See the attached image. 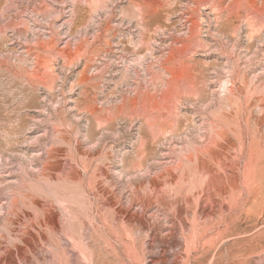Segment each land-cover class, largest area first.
Listing matches in <instances>:
<instances>
[{
  "label": "rangeland",
  "instance_id": "374dc122",
  "mask_svg": "<svg viewBox=\"0 0 264 264\" xmlns=\"http://www.w3.org/2000/svg\"><path fill=\"white\" fill-rule=\"evenodd\" d=\"M0 158V264H264V0H0Z\"/></svg>",
  "mask_w": 264,
  "mask_h": 264
},
{
  "label": "bare ground",
  "instance_id": "6f19581e",
  "mask_svg": "<svg viewBox=\"0 0 264 264\" xmlns=\"http://www.w3.org/2000/svg\"><path fill=\"white\" fill-rule=\"evenodd\" d=\"M23 155H24V154H23ZM29 157H30V156H29ZM35 158H36V157H35ZM0 159H1V158H0ZM37 159H38V158H37ZM29 160H30V159H29ZM29 163H30V166L32 167V166H33V165H32L33 160H31ZM38 169H39V168H38ZM37 172H38V171H37ZM18 182H19V181H18ZM0 184H1V183H0ZM23 184H24V183H22V186H23ZM18 185H19V184H18ZM18 185H17V186H18ZM15 186H16V185H15ZM14 188H15V187H14ZM17 188H21V187L19 186V187H17ZM8 189H9V188H8ZM4 190H5V189H4ZM19 190H20V189H19ZM19 190H18V191H19ZM21 190H22V189H21ZM21 190H20V191H21ZM20 191H19V193H20ZM12 194H13V193H12ZM16 194H17V193H16ZM17 195H19V194H17ZM13 198H14V197H13Z\"/></svg>",
  "mask_w": 264,
  "mask_h": 264
}]
</instances>
